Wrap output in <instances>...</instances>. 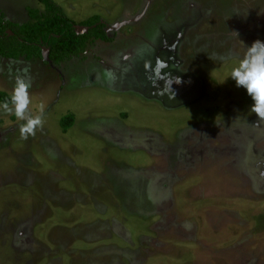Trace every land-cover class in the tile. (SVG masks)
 <instances>
[{"label": "rangeland", "instance_id": "374dc122", "mask_svg": "<svg viewBox=\"0 0 264 264\" xmlns=\"http://www.w3.org/2000/svg\"><path fill=\"white\" fill-rule=\"evenodd\" d=\"M54 1L112 40L0 59V91L28 69L45 105L26 141L0 111V264H264V122L230 78L264 0ZM28 7L0 0L14 22Z\"/></svg>", "mask_w": 264, "mask_h": 264}, {"label": "trees", "instance_id": "16d2710c", "mask_svg": "<svg viewBox=\"0 0 264 264\" xmlns=\"http://www.w3.org/2000/svg\"><path fill=\"white\" fill-rule=\"evenodd\" d=\"M38 2L44 6V11L28 7L29 20L24 23L8 20L0 11V59H39L47 64H61L79 57L93 42L112 40L100 16L94 15L77 23L54 0ZM79 28L84 31L80 32ZM8 96L0 91V102ZM74 121L72 114L63 117V131L67 132Z\"/></svg>", "mask_w": 264, "mask_h": 264}, {"label": "clouds", "instance_id": "9594fccd", "mask_svg": "<svg viewBox=\"0 0 264 264\" xmlns=\"http://www.w3.org/2000/svg\"><path fill=\"white\" fill-rule=\"evenodd\" d=\"M233 33L238 36V33ZM235 59L238 62L232 67L230 78L238 88L246 89L254 102L251 112L258 116L260 123L264 122V42L256 40L250 47H245L242 56ZM27 73L28 69H24V74L15 77L9 96L0 102V111L22 122L19 125V133L20 139L25 141L34 137L37 130L43 129L45 113L43 102L37 105V111L32 110L33 97Z\"/></svg>", "mask_w": 264, "mask_h": 264}]
</instances>
